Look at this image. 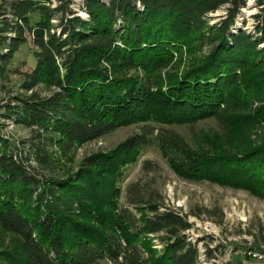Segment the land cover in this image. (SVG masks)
<instances>
[{"label":"trees","instance_id":"1","mask_svg":"<svg viewBox=\"0 0 264 264\" xmlns=\"http://www.w3.org/2000/svg\"><path fill=\"white\" fill-rule=\"evenodd\" d=\"M72 1L8 0L2 11L0 80L13 72L9 63L27 39L36 62L25 73L24 94L3 106L4 116L29 129L30 140L16 143L0 133V226L13 245L0 259L196 264L183 215L131 200L140 211L135 216L119 204L123 168L155 145L188 178L243 185L264 196V164L251 153L256 147L192 148L179 135L134 133L85 156L64 176L54 172L60 157L50 146L67 160L78 144L131 121L214 115L230 131L263 121L264 0L254 15L258 35L230 31L245 0H83L86 17L71 9ZM225 5L224 16L209 24L208 13ZM39 83L52 89L42 95L34 89ZM162 230L166 243L152 253L144 236Z\"/></svg>","mask_w":264,"mask_h":264},{"label":"rangeland","instance_id":"2","mask_svg":"<svg viewBox=\"0 0 264 264\" xmlns=\"http://www.w3.org/2000/svg\"><path fill=\"white\" fill-rule=\"evenodd\" d=\"M7 1L0 0V19L3 9L7 8ZM258 1L245 0L230 31L244 30L252 35L259 34L256 30L258 19L254 17L259 12ZM82 2L83 0H73L70 7L86 17L87 13L80 7ZM225 12L226 5L208 13L209 24L220 20ZM33 17L36 18V15ZM263 45L264 42L259 46ZM33 48L30 39L22 42L9 63L13 72L7 80H0V133L16 143L18 140L29 141L30 131L27 127L15 123L13 118L4 116L3 106L12 100L13 95L24 94L21 89L22 81L25 79V73L30 72L36 62L32 54ZM34 89L44 95L49 93L52 87L39 83ZM225 126L226 124L214 115L191 120L182 119L173 123H158L152 119L131 121L104 135L78 144L67 160L62 158L57 145L50 146L53 153L60 157V163L58 162L54 172L64 176L70 174L77 169L85 156L107 152L129 135L141 132L147 133L150 138H156L160 133L179 135L192 148L207 146V143L209 146L216 145L213 142H219L218 150L238 152L241 147L253 146L256 147L251 152L253 157L261 156L260 161L264 164V120L231 131ZM26 146L27 144L24 150L27 149ZM118 184L119 204L127 207L135 216H139L140 211L131 200H136L137 204L141 203L143 206L159 203V210L171 208L187 219L190 225L183 233L198 249L196 264H264L263 195L246 186L232 185L209 177L188 178L176 172L155 145L143 149L134 161L123 168ZM146 212L150 214V209L147 208ZM165 235L164 230L145 234L144 237L149 238L152 253L161 252L166 243L165 239H162ZM11 239L0 226V251L12 248ZM251 252L260 256H253ZM92 264L112 263L100 259Z\"/></svg>","mask_w":264,"mask_h":264},{"label":"built area","instance_id":"3","mask_svg":"<svg viewBox=\"0 0 264 264\" xmlns=\"http://www.w3.org/2000/svg\"><path fill=\"white\" fill-rule=\"evenodd\" d=\"M251 254H252L253 256H260V255L257 254L256 252H251Z\"/></svg>","mask_w":264,"mask_h":264}]
</instances>
